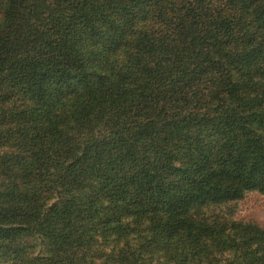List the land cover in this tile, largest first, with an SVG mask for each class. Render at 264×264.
Segmentation results:
<instances>
[{"label": "trees", "instance_id": "16d2710c", "mask_svg": "<svg viewBox=\"0 0 264 264\" xmlns=\"http://www.w3.org/2000/svg\"><path fill=\"white\" fill-rule=\"evenodd\" d=\"M264 0H0V264H264Z\"/></svg>", "mask_w": 264, "mask_h": 264}, {"label": "rangeland", "instance_id": "374dc122", "mask_svg": "<svg viewBox=\"0 0 264 264\" xmlns=\"http://www.w3.org/2000/svg\"><path fill=\"white\" fill-rule=\"evenodd\" d=\"M237 215L244 220H253L264 226V198L257 194L250 195L240 204Z\"/></svg>", "mask_w": 264, "mask_h": 264}]
</instances>
